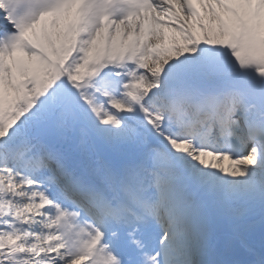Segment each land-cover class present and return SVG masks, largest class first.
Instances as JSON below:
<instances>
[{
	"label": "snow or ice",
	"instance_id": "obj_1",
	"mask_svg": "<svg viewBox=\"0 0 264 264\" xmlns=\"http://www.w3.org/2000/svg\"><path fill=\"white\" fill-rule=\"evenodd\" d=\"M0 264H264V0H0Z\"/></svg>",
	"mask_w": 264,
	"mask_h": 264
}]
</instances>
